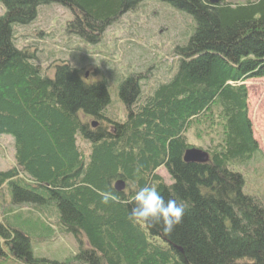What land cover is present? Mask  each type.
Returning a JSON list of instances; mask_svg holds the SVG:
<instances>
[{"label":"trees","instance_id":"16d2710c","mask_svg":"<svg viewBox=\"0 0 264 264\" xmlns=\"http://www.w3.org/2000/svg\"><path fill=\"white\" fill-rule=\"evenodd\" d=\"M148 1L193 21L190 39L174 49L173 76L149 92L152 69L147 78L136 73L114 88L103 68L94 69L101 82H88L82 68L63 61L44 69L35 53L17 46L16 28L34 24L44 6L70 10L68 34L97 45ZM0 2V136L12 138L15 155V166L0 170V189L9 187L15 205L57 217L58 228L79 246L75 260L87 264H264V200L246 195L243 175L232 169L261 153L244 84L264 79V0ZM190 134L207 141L209 149L197 148L209 154L207 163L185 162L195 148ZM162 168L170 184L159 175ZM118 181L125 183L122 192ZM145 185L185 205L170 235L162 225L128 219L134 194ZM102 192L118 202L103 204ZM3 244L17 259L46 263L34 259L30 238L0 215V257Z\"/></svg>","mask_w":264,"mask_h":264},{"label":"rangeland","instance_id":"374dc122","mask_svg":"<svg viewBox=\"0 0 264 264\" xmlns=\"http://www.w3.org/2000/svg\"><path fill=\"white\" fill-rule=\"evenodd\" d=\"M255 1L221 2L239 5ZM4 13L5 8L0 2V16ZM70 20H73L70 10L57 5L44 6L39 10L34 24L27 28H16L17 46L29 48L35 53L44 69L63 61L75 68H82L88 82H101L102 78L95 75L94 69L103 68L105 77L109 78L108 83L110 86L115 85L114 88H119L136 73H142L147 78V72L152 69L149 75L151 79L147 81L151 88L147 89L146 86L145 92L168 82L173 76L179 62L174 49L185 45V41L190 39L188 28L193 25L189 16L177 12L171 6L148 1L109 28L99 44L88 45L68 34L67 23ZM86 57L92 62L85 63ZM142 83L146 84L145 80ZM246 86L249 93V118L261 153L254 154L247 163L232 164V169L243 175L246 195L264 200V79L249 80ZM118 108L124 118V108L119 103ZM189 140L195 148L209 149L207 141H200L192 134ZM14 166V141L9 136H0V170L6 171ZM158 173L166 184L171 183L166 169L162 168ZM0 215L14 229L30 238L34 259L46 261L43 264H87L75 260L79 246L72 235L58 228L57 217L32 205H15L8 186L0 189ZM2 246L4 256L0 257V264H31L27 260L17 259L10 247L5 244Z\"/></svg>","mask_w":264,"mask_h":264},{"label":"clouds","instance_id":"9594fccd","mask_svg":"<svg viewBox=\"0 0 264 264\" xmlns=\"http://www.w3.org/2000/svg\"><path fill=\"white\" fill-rule=\"evenodd\" d=\"M101 202H118V197L112 192H102ZM134 207L131 208L128 219L134 224L154 227L162 225V233L170 235L176 226L182 223L186 208L176 200L165 198L158 189L151 185L140 187L133 197Z\"/></svg>","mask_w":264,"mask_h":264},{"label":"water","instance_id":"95a60500","mask_svg":"<svg viewBox=\"0 0 264 264\" xmlns=\"http://www.w3.org/2000/svg\"><path fill=\"white\" fill-rule=\"evenodd\" d=\"M222 0H209L212 5H217L221 3ZM88 77V75H87ZM246 86V83L244 84ZM96 128L97 124H93ZM184 160L186 163H207L209 161V154L203 150L197 148H191L186 151L184 155ZM115 189L118 192H122L125 190V183L122 181H118L115 184Z\"/></svg>","mask_w":264,"mask_h":264}]
</instances>
